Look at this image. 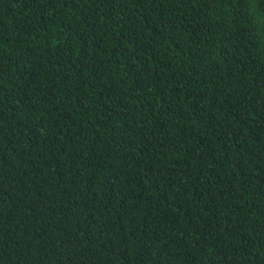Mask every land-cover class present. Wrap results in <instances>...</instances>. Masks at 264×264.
<instances>
[{
  "label": "trees",
  "instance_id": "1",
  "mask_svg": "<svg viewBox=\"0 0 264 264\" xmlns=\"http://www.w3.org/2000/svg\"><path fill=\"white\" fill-rule=\"evenodd\" d=\"M0 264H264V0H0Z\"/></svg>",
  "mask_w": 264,
  "mask_h": 264
}]
</instances>
